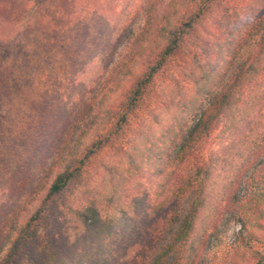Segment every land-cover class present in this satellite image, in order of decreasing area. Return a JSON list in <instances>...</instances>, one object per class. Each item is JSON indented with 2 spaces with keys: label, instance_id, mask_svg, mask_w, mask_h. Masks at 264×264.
Listing matches in <instances>:
<instances>
[{
  "label": "trees",
  "instance_id": "1",
  "mask_svg": "<svg viewBox=\"0 0 264 264\" xmlns=\"http://www.w3.org/2000/svg\"><path fill=\"white\" fill-rule=\"evenodd\" d=\"M112 1L53 0L41 23L49 20L51 32L36 27L30 33L39 38L48 35L43 41L47 54L65 45L73 65L67 77L69 87L79 83V76L92 62L98 64L96 81L107 72L108 63L104 64L114 58L124 18L111 9ZM126 1L129 6L131 0ZM164 1L147 0L144 24L129 51L97 91L100 98L86 108L94 111V116L79 130L80 115L61 137L50 164L57 171L39 206L19 227L11 217L3 221L0 264H196L208 230L224 209L231 219L241 222L238 237L243 245L263 240L256 230L264 221V19L257 22L261 26L254 53L229 72L228 65L222 63L226 44L222 28L235 8L233 0ZM28 11L27 2L0 0V39H11L27 29L23 25ZM88 16L96 19V27L92 20L86 21ZM55 22L58 25L54 26ZM213 26L221 31V39H211ZM81 28L84 36L76 33ZM92 28L96 29L93 36ZM206 43L213 58L203 61L202 45ZM218 67L226 70L221 72ZM162 75L168 79V91L164 86L167 80L158 82ZM80 84L59 101L67 96L65 105L81 104L89 83ZM219 85L223 88L216 91ZM151 93H156L159 106H165L164 98H168L171 122L162 131L168 139V167L157 173L162 177L155 190L160 197L158 205H148L150 196L146 189L140 191L142 234L120 255L110 234L125 212L137 210L138 202L128 200L130 177L117 167H106L101 153L109 148L110 154H124L127 174L142 168L143 161L134 154L140 152L138 141L149 139L144 129L147 120L139 114L142 101ZM191 116L195 122L185 129ZM221 118L224 123L217 137L224 145L201 160L193 172L182 175L181 166L193 157L201 141L211 136ZM133 123L138 127L130 136ZM166 151L167 147L160 150ZM95 161L105 169L103 175L99 171L96 175L104 192L97 191L92 185L97 180L88 176ZM185 196L188 209L171 214L169 228L159 230L162 218L158 215L151 221L155 212ZM82 238L86 252L77 256L76 243ZM252 254L256 264H264V253Z\"/></svg>",
  "mask_w": 264,
  "mask_h": 264
},
{
  "label": "rangeland",
  "instance_id": "2",
  "mask_svg": "<svg viewBox=\"0 0 264 264\" xmlns=\"http://www.w3.org/2000/svg\"><path fill=\"white\" fill-rule=\"evenodd\" d=\"M20 1L27 2L29 5L23 25V28L27 29L22 30L11 39H0V227L8 217H11V222H16L19 227L41 203L57 171V168L52 169L50 164L61 137L74 126V122L80 115L82 119L79 130H82L94 116L95 112L88 111L86 108L90 101L100 98L101 94L97 95V91L101 89L109 73L115 69L117 62L129 51L131 41L144 24V12L147 6V0H131L129 6L126 0H114L110 3L111 9L116 14L119 12L124 14L123 26L117 34L120 36V41L114 58L105 62L104 67L108 63V70L99 81H96L94 76L96 67H98V64H94L96 61L87 66L85 72L79 76V83L77 81L73 87H69L67 77L68 72L73 70V65L70 62L71 54L65 49V45L64 49L60 48L54 53L47 54L44 51L43 41L49 39L48 35L45 34L40 38L37 37V33L33 36L30 35L35 32L36 27L46 28L45 31L51 32V29H48L51 25L49 20L43 25L41 23L43 14L49 10L53 0ZM164 3L162 7H164ZM233 3H235V8L230 10V17L222 28L225 31L226 39V44L222 47L225 58L222 63L228 65L229 72L235 69L236 64L245 62L254 53L258 29L261 26L259 23L261 19H264V0H233ZM260 15L261 17H258ZM89 20H92L91 16L86 19L87 22ZM94 20L96 19L92 20V26L96 27ZM258 21L259 23H257ZM58 23L55 22L54 26ZM211 30L212 40L222 38L221 31L217 27L213 26ZM83 32L82 28L76 31L80 35H83ZM95 34L96 29L92 28L90 35ZM202 48L203 61L212 60L213 56L209 52L210 45L203 44ZM230 48H232L231 51ZM230 59L232 63H226ZM177 60L180 61V57ZM219 67L218 69H220ZM136 70L140 71L139 68ZM225 70L226 68L220 69L221 72ZM163 80H167L164 82V86L168 91V79L164 75L158 78L160 84ZM82 81H88L89 85L86 88L88 94L81 104L69 106V103L65 105L67 96L63 101H59L60 96L65 92L76 90L78 85L81 86ZM5 85L7 86L4 89ZM127 85L129 82H126ZM185 87L189 92L191 85L187 83ZM222 88V85H219L215 89L219 91ZM58 89L61 90L58 91ZM150 95L142 101L139 114L147 120L144 129L145 134L149 135V139L138 141L137 152H140L134 154L137 160L143 161L142 168L136 173L127 174L128 171L124 170L127 166L124 162V154H110L109 148H105L101 153V157H105L103 160L106 167H117L119 171H124L126 177H130L131 182H127L126 185L128 200L138 202L137 210L131 214L125 212L110 234V242L114 245L115 252L120 255L131 243L138 241L142 234L139 220L144 206L141 203L143 196L140 191L146 189V194L150 196L148 205L156 203L158 205L160 197H156L155 190L158 189L162 177L157 173L168 167V139L162 136L171 122L166 106L168 98H164L165 106H159L156 103V93ZM119 99L121 98L119 97ZM118 100L115 101L118 102ZM93 106H91L92 109ZM151 113L152 115H150ZM195 119V116L189 117L185 129H189ZM223 123L224 119L218 120L217 127L211 136L201 141L193 157L181 166L179 170L182 175L193 172L201 160L224 145L221 138L217 137ZM132 126V129L128 131L130 136H133L138 124L133 123ZM166 147V152H160ZM160 155H162L161 159H159ZM23 157L25 159H22ZM96 164L95 161L90 166L88 176L97 180L92 184L97 191L100 189L104 192L103 182L96 175L97 171L103 175L105 169ZM188 207L189 198L185 196L165 207H160L151 221L159 215L162 218L159 230L166 231L169 228L171 214L183 213ZM230 217L228 209H224L215 225L208 230L206 241L200 250L196 264H256L252 253L254 251L264 253V221L263 226L256 230L257 235L263 240L243 245L242 238L238 237L242 224L237 219ZM14 236L15 234H12V237ZM83 240L84 238L79 240L80 243H78L79 241L76 243L77 250H79L77 256L86 252Z\"/></svg>",
  "mask_w": 264,
  "mask_h": 264
}]
</instances>
